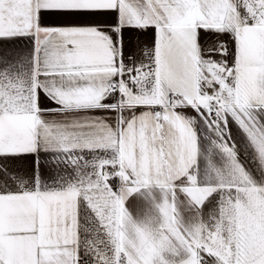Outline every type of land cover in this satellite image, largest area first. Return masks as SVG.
<instances>
[{
	"label": "snow or ice",
	"instance_id": "snow-or-ice-1",
	"mask_svg": "<svg viewBox=\"0 0 264 264\" xmlns=\"http://www.w3.org/2000/svg\"><path fill=\"white\" fill-rule=\"evenodd\" d=\"M0 264H264V0H0Z\"/></svg>",
	"mask_w": 264,
	"mask_h": 264
},
{
	"label": "crops",
	"instance_id": "crops-1",
	"mask_svg": "<svg viewBox=\"0 0 264 264\" xmlns=\"http://www.w3.org/2000/svg\"><path fill=\"white\" fill-rule=\"evenodd\" d=\"M136 207H137V210H139V208L141 207L140 203L137 201V202H134Z\"/></svg>",
	"mask_w": 264,
	"mask_h": 264
}]
</instances>
